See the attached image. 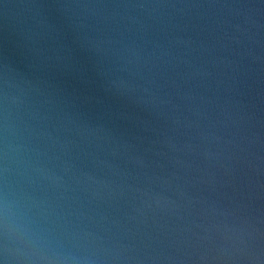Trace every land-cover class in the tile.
<instances>
[{"label":"water","instance_id":"1","mask_svg":"<svg viewBox=\"0 0 264 264\" xmlns=\"http://www.w3.org/2000/svg\"><path fill=\"white\" fill-rule=\"evenodd\" d=\"M0 264H58L1 178Z\"/></svg>","mask_w":264,"mask_h":264}]
</instances>
